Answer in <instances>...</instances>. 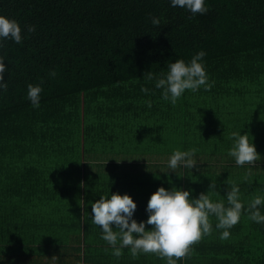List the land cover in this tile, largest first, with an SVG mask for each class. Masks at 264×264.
I'll return each instance as SVG.
<instances>
[{
    "label": "trees",
    "instance_id": "obj_1",
    "mask_svg": "<svg viewBox=\"0 0 264 264\" xmlns=\"http://www.w3.org/2000/svg\"><path fill=\"white\" fill-rule=\"evenodd\" d=\"M205 4L209 11L193 16L171 0H0V14L19 21L24 36L0 49L8 66L0 90V264H166L154 254L133 258L128 248L112 255L91 205L128 193L134 218L145 221L160 186L198 197L215 183L211 198L226 203L229 177L245 206L239 223L221 240L210 217L212 234L177 264H264V223L247 212L264 196V0ZM201 50L210 91L186 90L172 105L145 80V72L158 76ZM30 83H42L39 108L27 98ZM234 131L256 145L255 165L228 155ZM193 148L195 168H168L175 150Z\"/></svg>",
    "mask_w": 264,
    "mask_h": 264
},
{
    "label": "clouds",
    "instance_id": "obj_2",
    "mask_svg": "<svg viewBox=\"0 0 264 264\" xmlns=\"http://www.w3.org/2000/svg\"><path fill=\"white\" fill-rule=\"evenodd\" d=\"M171 6L186 9L193 16L209 11L205 0H171ZM152 23L159 26L160 19L153 18ZM35 31V25L27 27L29 34ZM23 39L20 22L0 14V49L4 47V40L22 44ZM5 55L0 54V90L3 91L8 88L4 76L8 71ZM205 55L201 50L188 62L182 58L177 59L168 63L166 72L157 76L147 71L144 78L148 82L155 80V88L162 89V99L175 105L186 90L197 92L201 87L205 91L211 90L213 85L209 83L203 60ZM50 75L55 77L56 72L52 71ZM42 91V83L28 84L27 98L35 108L40 107ZM141 91L148 93L150 90L143 86ZM147 106L151 108V100L147 101ZM228 138L233 141L228 155L235 159L236 165H255L260 159L256 145L250 142L247 133L234 131ZM196 151L195 148L188 151L175 150L168 161V168L175 172L180 166L195 168ZM250 175L249 169L245 179ZM227 183L230 188L226 192V203L224 200L213 201L211 198L215 183H211L208 191L201 192L198 197H193L189 189L175 186L168 189L160 186L148 201L146 211L149 215L145 221L134 218L137 202L130 194H121L118 191L111 193L110 197L105 194L91 205L92 223L102 229L101 238L111 245L112 255L117 258L123 255L124 248H128L133 258L140 254H154L166 259V264H177V261L191 254L193 245L212 234L210 217L214 216L217 221L215 228L222 230L221 240L229 239L230 229L239 223L242 212L245 211L240 188L230 177ZM262 204L264 196L260 195H256L248 204V218L251 221L264 223V214H261L259 208Z\"/></svg>",
    "mask_w": 264,
    "mask_h": 264
}]
</instances>
